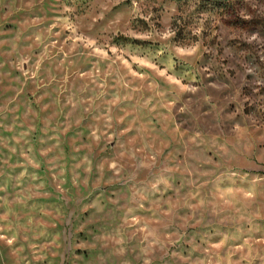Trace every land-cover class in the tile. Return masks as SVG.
Masks as SVG:
<instances>
[{"label": "rangeland", "instance_id": "rangeland-1", "mask_svg": "<svg viewBox=\"0 0 264 264\" xmlns=\"http://www.w3.org/2000/svg\"><path fill=\"white\" fill-rule=\"evenodd\" d=\"M0 264H264V0H0Z\"/></svg>", "mask_w": 264, "mask_h": 264}, {"label": "trees", "instance_id": "trees-1", "mask_svg": "<svg viewBox=\"0 0 264 264\" xmlns=\"http://www.w3.org/2000/svg\"><path fill=\"white\" fill-rule=\"evenodd\" d=\"M205 4L211 5L214 8L222 9L226 12L235 11L237 8V2L239 0H201Z\"/></svg>", "mask_w": 264, "mask_h": 264}]
</instances>
